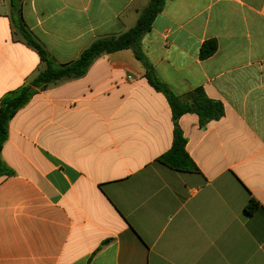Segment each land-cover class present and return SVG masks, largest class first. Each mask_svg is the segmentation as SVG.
Segmentation results:
<instances>
[{
  "label": "crops",
  "instance_id": "crops-1",
  "mask_svg": "<svg viewBox=\"0 0 264 264\" xmlns=\"http://www.w3.org/2000/svg\"><path fill=\"white\" fill-rule=\"evenodd\" d=\"M150 0H0V99L45 67L133 28ZM214 40L217 51L200 56ZM183 102L196 89L224 116L178 124L196 172L159 158L171 107L133 50L40 89L10 121L1 160L0 264H264V0H168L141 41ZM260 208L245 212L249 200Z\"/></svg>",
  "mask_w": 264,
  "mask_h": 264
},
{
  "label": "trees",
  "instance_id": "trees-1",
  "mask_svg": "<svg viewBox=\"0 0 264 264\" xmlns=\"http://www.w3.org/2000/svg\"><path fill=\"white\" fill-rule=\"evenodd\" d=\"M168 0H150L149 4L140 13L136 25L118 36L99 38L93 41L75 61L67 64H56L43 45L25 27L20 18L21 11L16 15L19 31L26 45L32 48L39 56L44 68L27 85L7 93L0 99V177L9 175L11 171L1 160V152L8 137L10 121L40 89H46L50 85L62 81L79 79L85 76L92 64L100 56L113 54L131 49L136 59L145 69V78L148 83L167 99L175 124L174 139L171 149L159 158L163 165L179 172H196L197 166L186 150L187 141L179 127V118L187 113H196L199 116L201 126L212 120H219L224 116V107L218 101L206 97L202 89H196L188 95V101L181 99L156 75L153 65L147 59L141 46L143 37L151 31L156 17L163 11ZM217 51V43L214 40L206 42L201 48L202 59L211 57ZM260 208L259 203L251 198L245 207L247 214H252Z\"/></svg>",
  "mask_w": 264,
  "mask_h": 264
}]
</instances>
